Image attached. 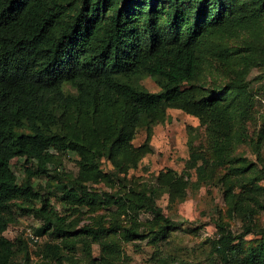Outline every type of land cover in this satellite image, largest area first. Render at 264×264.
<instances>
[{"label":"trees","instance_id":"trees-1","mask_svg":"<svg viewBox=\"0 0 264 264\" xmlns=\"http://www.w3.org/2000/svg\"><path fill=\"white\" fill-rule=\"evenodd\" d=\"M263 26L264 0H0V264H15L18 255L20 264H76L80 250L90 264H113L123 254L119 236H142L117 220L78 226L58 204L73 213L112 205L133 214L145 210L157 220L158 237L167 238L178 222L158 204L156 189L121 194L93 189L90 182L113 185L119 173L136 168L150 140L136 146L137 129L149 132L169 108L199 124L187 126L184 173L161 172L158 185L177 203L188 195L192 170L197 183H207L230 164L219 187L246 226L237 234L216 222L214 251L223 264H264L259 209L246 202L264 207V186L252 162L235 165L234 157L236 145L252 140L246 121L255 94L246 73L262 61L249 57L247 68L223 84L208 83L204 73L212 58H231L229 45H216L214 38L248 33L246 47L258 49ZM147 76L159 91L141 83ZM70 152L85 165L73 178L51 168L58 154ZM102 157L112 172H102ZM40 179L49 190H42ZM19 211L41 223L31 226L41 238L35 247L25 227L23 236H6ZM252 232L259 238L247 248L244 237ZM93 244L100 245L99 257L92 256Z\"/></svg>","mask_w":264,"mask_h":264},{"label":"rangeland","instance_id":"rangeland-1","mask_svg":"<svg viewBox=\"0 0 264 264\" xmlns=\"http://www.w3.org/2000/svg\"><path fill=\"white\" fill-rule=\"evenodd\" d=\"M247 39H251L248 33L224 39L214 38L216 45L219 42L229 45L232 53L231 58L228 62L220 61L218 57L212 58L205 64L204 73L208 83L223 84L247 68L249 57L258 55V60L262 61V64L251 65L246 73L249 86L255 94L254 106L246 121V129L252 140L236 145L234 157L235 165L252 162L257 169V182L264 186V26L258 49L246 47L244 40ZM141 83L151 91L160 90L159 85L150 76L141 79ZM167 112L166 119L153 123L149 132L147 126H140L137 129L134 139L136 146L146 142L148 136L150 140L148 151L140 159L136 168H130L126 173H119L114 177L113 185L103 179L90 182L93 189L121 194L133 189H156L158 204L166 214L178 222L177 227L170 229L167 238L158 237L157 220L145 210L133 214L131 208H127V212H121L118 205H112L94 209L81 207L78 212L73 213L64 211L60 204H58V208L62 213H69L68 221H76L78 226L94 225L98 222L108 226L117 220L123 227H135L140 231L141 238L130 241L119 236L118 240L122 244L123 254L113 264H223L214 251L215 240L218 237L215 223L224 222L237 234L242 233L246 226V218L243 213L234 211L233 205L225 202L223 192L219 187L220 179L229 170L230 164L219 167L207 183H197V174L195 170H192L191 176L187 177L190 181L188 195L180 202L170 203V193L166 188L158 185V176L168 169L179 174L184 173L189 157L187 126L189 124L198 125L199 119L177 108H169ZM207 153L209 156L212 155L211 150H208ZM81 160L80 156L74 152L67 155L58 154L56 162L51 165V168L58 166L57 169H61L73 178L78 176L80 170L85 166ZM99 161L102 172L114 170L111 161L106 157H102ZM18 174L23 175L20 170ZM40 181L42 190L50 189L46 180L40 179ZM236 191H240L239 186ZM261 200L264 204V196ZM246 202L259 209L256 213L257 223L264 227V207H260L252 199H247ZM119 211L120 214H117ZM40 224V221L32 214L19 211L18 222L6 231V236L13 239L20 233L22 235L21 227L37 228ZM43 238L45 241L47 236ZM258 238L259 235H255L254 232L246 234L244 237L245 247H251ZM100 251V245L93 244L92 256L99 257ZM32 255L34 256L33 253ZM77 255L79 261L76 264H90L89 258L82 250ZM20 258L21 255H18L14 263L20 264L18 263L21 261ZM32 264H35V260ZM65 264L73 263L66 262Z\"/></svg>","mask_w":264,"mask_h":264},{"label":"built area","instance_id":"built-area-1","mask_svg":"<svg viewBox=\"0 0 264 264\" xmlns=\"http://www.w3.org/2000/svg\"><path fill=\"white\" fill-rule=\"evenodd\" d=\"M24 233L27 239L29 240L31 247H35V243L41 239L40 236L34 232L31 226H26Z\"/></svg>","mask_w":264,"mask_h":264}]
</instances>
